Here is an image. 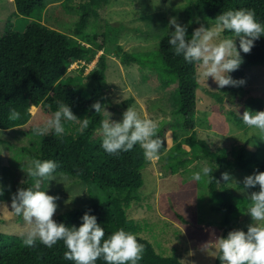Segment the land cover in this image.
<instances>
[{
  "label": "trees",
  "instance_id": "obj_1",
  "mask_svg": "<svg viewBox=\"0 0 264 264\" xmlns=\"http://www.w3.org/2000/svg\"><path fill=\"white\" fill-rule=\"evenodd\" d=\"M13 2L16 15L29 18L42 14L47 4L45 0ZM107 3L108 0L80 2L77 6L80 15L73 34L42 22L31 21L24 32L9 31L0 38V129H14L26 125L31 119L40 117L45 112L54 113L58 110V101L68 104L78 118L87 117L90 123L83 132L79 130V125L75 127L64 122L65 134L62 139L54 133L46 135L42 139L40 154L36 155V159L56 161L59 164L56 174L70 175L77 182L94 184L100 190L111 191L112 195L104 201H91L80 208L59 214L54 220L58 224L79 228L83 215L90 209V214L97 217L98 224L105 230L104 239H108L121 228L136 235L138 242L145 246L144 258L139 264H183L179 256L156 248L153 242L143 235V226L128 214L131 205L140 201L136 192L143 190L146 184L144 171L148 161L144 158L143 150L136 145L129 152L110 155L101 147L102 141L92 139L94 131L100 128L101 120L105 119L104 113L96 114L91 105L97 101L102 105L107 102L104 82L107 78L110 49L107 46L109 36L97 32L88 34L85 30L91 18L97 17L98 10ZM63 6L68 7V1L65 0ZM239 9H254L257 21L264 24V0H197L189 12V20L198 17L206 26H210L223 12ZM59 18L61 16L58 15L57 19ZM191 25L200 26L196 23ZM192 34L193 31L188 36L191 37ZM169 38L170 34H166L160 42V69L175 77L178 82L179 98L178 106L173 110L174 114L184 116L187 119L185 125L194 129L190 118L193 117L197 105L199 67L188 64L182 56L175 55L168 43ZM118 50L121 52L122 48L118 47ZM98 51H103V54L86 78L97 85L86 97L83 90L63 82L62 78L70 79L75 74L69 71L72 64L82 61L86 67L92 63ZM241 56L244 63L239 70L229 74L236 80L245 77L252 66L264 63V36L255 42L250 54ZM123 57L128 63H140L129 53L125 52ZM85 67L81 69L82 72ZM240 88L242 86L226 87L222 96L226 95L228 90ZM218 96L217 99L223 98ZM240 97L238 101H230L231 109L228 114L238 125H244L241 119L244 111H264V99L251 89L245 90ZM33 106L38 108L35 115L31 112ZM12 109L21 113L20 120L8 119ZM250 129L246 126L247 131ZM158 136L164 141V148L161 149L163 154L169 144L164 132L158 131ZM188 140L200 147L197 157L208 159L214 170V180L209 178L208 185L212 197L209 207L222 216V226L218 228L222 237L226 238L233 230L247 232V228L236 226L235 221L247 214L250 200L237 195L231 186L224 185L222 190L218 191L219 183L216 181H219L224 172H245L251 175L257 170L264 172V144L257 150H250L248 142L245 141L229 151L217 152L208 139L199 138L195 131ZM197 183L191 178L184 183L180 181L176 190L168 192L173 207L177 206L173 212L174 220L178 223L193 226L197 224ZM242 186L239 185L238 188ZM19 188L27 189L29 186L27 183H19L15 188L16 192ZM214 198L221 200L218 202ZM187 210H192V217L184 214ZM22 240V237L0 231V264H74V261L63 258L64 252L67 251L63 241L49 249L39 240L34 248H28L23 246ZM96 264L106 262L101 258ZM210 264H221L219 251Z\"/></svg>",
  "mask_w": 264,
  "mask_h": 264
},
{
  "label": "rangeland",
  "instance_id": "obj_2",
  "mask_svg": "<svg viewBox=\"0 0 264 264\" xmlns=\"http://www.w3.org/2000/svg\"><path fill=\"white\" fill-rule=\"evenodd\" d=\"M45 1L47 4L42 14L29 18L16 15L13 0H0V38L9 31L24 32L31 21L42 22L73 34L80 15L77 6L85 0H66L68 7L63 6L65 0ZM196 1L108 0V3L98 10V16L91 18L85 31L88 34L97 32L109 36L107 46L110 49V58L104 91L107 98L105 105L111 119L122 122L123 113L132 107L141 118L155 121L158 131L164 132L169 144L158 161L147 162L144 171L145 188L133 192L140 196V201L133 203L128 210L130 218L143 226V235L153 242L156 248L179 256L183 264H210L218 252L216 239L222 237V232L218 230L222 226V216L210 210L212 197L208 190L209 178L203 177L202 174L204 163L207 162L211 166V162L197 157L200 147L188 138L195 131L199 138L208 139L217 152L229 151L245 141L248 142L250 150L262 147L264 140L257 130L251 128L247 131L246 125H238L228 112L231 109L230 101H238L245 90L251 89L264 99V63L249 69L242 78L246 81L242 88L228 90L223 96L224 88L220 89L211 78L208 81L207 78H202V69L199 68L197 105L193 117L190 118L194 129L187 127V119L173 112L178 106V82L175 77L160 69L162 64L159 47L162 37L175 30L174 27H169L170 18L175 17L182 25H188L189 12ZM58 15L61 18L57 19ZM198 27L190 25L188 35ZM236 43L239 50L238 39ZM118 47L122 48V53ZM125 52L136 57L140 63L126 62L123 57ZM102 54L103 51H98L95 60L86 67L82 61L72 64L69 71L75 74L70 79L62 78V81L77 86L88 97L90 90H93L97 83L86 80L87 74L96 66ZM243 54L241 51V55ZM83 67L84 72L81 71ZM217 95L218 98H223L217 99ZM37 111V107L31 108L34 115ZM52 114L45 112L42 116L31 119L26 125L14 129H0V186L4 190V195L0 196L1 232L22 238L26 232L23 217L15 215L12 211L11 196L16 192L15 188L19 183L33 186L34 180L28 176L26 164L29 159H36V155L40 154L42 139L45 137L35 135L33 130L43 126ZM104 117L108 118L105 113ZM64 122L70 126H78L74 122ZM92 139L102 141L100 128L94 131ZM197 171L202 174L201 181L197 183V224H181L174 220L173 211L177 206L173 207L168 192L176 190L180 181L186 182ZM227 173L238 183L227 184L220 177L218 191L222 190L224 185L231 186L233 192L249 200L247 191L243 186H238L243 185L244 178L251 174ZM55 175V181L46 182L41 188V191H46L48 195L59 197L58 209L53 219L91 201H104L112 195L111 191L100 190L94 184L77 182L70 175ZM253 191H259V186L248 190L249 194ZM214 199L218 202L221 200ZM184 214L192 217V210H187ZM252 222L247 211V214L235 221V225L247 228Z\"/></svg>",
  "mask_w": 264,
  "mask_h": 264
},
{
  "label": "clouds",
  "instance_id": "obj_3",
  "mask_svg": "<svg viewBox=\"0 0 264 264\" xmlns=\"http://www.w3.org/2000/svg\"><path fill=\"white\" fill-rule=\"evenodd\" d=\"M192 23L200 26L195 28L189 37L188 28ZM169 27L175 29L170 33L168 40L175 55L182 56L186 63L202 69V78H207V81L211 78L220 89L246 84L244 79L236 80L229 74L239 70L244 63L241 51L250 54L255 42L264 36V24L257 21L254 9L225 11L218 15L210 26H206L198 17L189 21L188 25H182L173 17L170 18ZM57 103L58 110L43 126L34 128L35 135L46 136L54 133L62 139L65 134L64 121L78 124L81 132L88 128L90 120L87 117L80 119L68 104L59 101ZM91 109H94L96 114L104 112L108 117L100 122L103 136L101 147L106 153L119 155L139 145L147 161L156 162L160 159L164 141L158 136V124L155 121L141 118L132 107L123 113L122 122L113 121L107 106L99 101L93 103ZM8 119L18 121L21 119V113L12 109ZM241 119L244 125L256 129L264 140V111L253 113L251 110H245ZM26 167L28 176L34 180L33 186L27 189L19 188L11 196L12 211L15 215L22 216L26 225L23 246L34 248L39 240L51 249L59 241H63L67 249L63 258L74 261V264H96L101 258L106 264H139V261L143 260L145 246L138 242L135 234L121 228L108 239H104L105 230L98 224L97 217L90 214V209L83 215L79 228L58 224L53 217L58 209L59 197L48 195L46 191H41V188L46 182L57 179L55 174L59 164L53 160L29 159ZM213 171L205 162L202 167L203 177L214 180ZM202 174L200 171L193 173L191 180L201 181ZM221 179L227 184L238 183L227 172L221 174ZM257 186L259 191L249 194L248 190ZM243 189L248 193L250 204L247 211L253 222L247 226V232L233 230L226 238L216 239L221 264H264V172L257 170L254 174L246 176ZM3 195V187L0 186V196Z\"/></svg>",
  "mask_w": 264,
  "mask_h": 264
},
{
  "label": "bare ground",
  "instance_id": "obj_4",
  "mask_svg": "<svg viewBox=\"0 0 264 264\" xmlns=\"http://www.w3.org/2000/svg\"><path fill=\"white\" fill-rule=\"evenodd\" d=\"M35 106L31 107V108H34Z\"/></svg>",
  "mask_w": 264,
  "mask_h": 264
}]
</instances>
